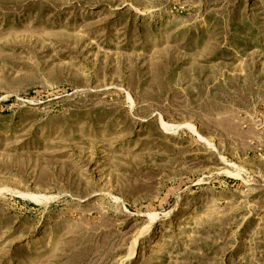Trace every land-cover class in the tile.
I'll return each instance as SVG.
<instances>
[{"label":"rangeland","instance_id":"obj_1","mask_svg":"<svg viewBox=\"0 0 264 264\" xmlns=\"http://www.w3.org/2000/svg\"><path fill=\"white\" fill-rule=\"evenodd\" d=\"M0 264H264V0H0Z\"/></svg>","mask_w":264,"mask_h":264}]
</instances>
